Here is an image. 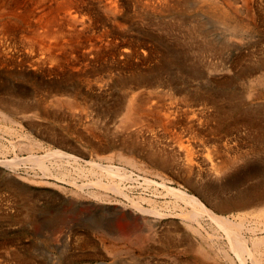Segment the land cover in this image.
<instances>
[{"label": "bare ground", "instance_id": "obj_1", "mask_svg": "<svg viewBox=\"0 0 264 264\" xmlns=\"http://www.w3.org/2000/svg\"><path fill=\"white\" fill-rule=\"evenodd\" d=\"M0 1H3V2H1L2 4L0 3L1 4L0 9L4 8L5 7L4 5H6L7 6V10H8L7 11V14H9V15L12 16L11 17L12 19H10V20H8L9 18L7 20L5 19L6 21H4V22H2L0 24V30H2V34L4 33V34H7V35L12 36L14 32L18 31V29L20 28L18 22L20 20H22V21L24 20V17H25L24 15L26 13L29 15V17L35 18V22L36 23L39 22V25H41V26H38L37 25L38 26L37 29L34 27L32 29V31L36 32V30L42 29V30H40L42 33L41 34H36V35L32 36V40L30 38H28V39L31 40V43H30L31 47H34L35 46V47L40 48V50L42 51V53L39 52L38 51V48H37L38 53L41 54L40 55V58L43 55L44 56V59H45V60L42 59L43 57L41 59L40 58H37L36 63L37 62H40L41 60L44 63H45V61H48L51 64L54 63V65L52 64L53 66L56 65L57 68L59 67L58 69H56V68L54 69V67L51 66L55 71L59 70L60 68L67 67L68 68V71H74L75 74H77V75H83L85 73V71L89 70L86 66L89 63H91L92 60L99 59L100 56L101 57L104 56V58H106L107 55H106V52L105 51H107V47H110V45H112V44L115 43L114 42V39L112 38L113 36L112 37L110 36V34H111L110 32L114 29V24H115V15H116L115 13H116L117 8H118V4L116 3V0H107V1H104L103 0L104 3L102 2V0H95V4L94 5H93V1L92 0H7V3L4 2V0H0ZM26 1H28L27 2V5L28 4L31 5V6L28 5L29 7L27 6V8L25 7L28 12L25 11L26 12L25 14H24V12H22L23 15L22 14L20 15L19 12L18 13H15L16 10H14V9L17 8L16 6L18 4L20 5L21 2L24 4V2L26 3ZM260 1H259V3H261ZM159 2H160V0H159ZM242 2H243V0H242ZM225 3H228L229 4L228 1L225 2ZM232 3L229 4L228 6L229 7L231 6V8L234 9L232 7ZM249 3H251V1L250 2L248 1V4ZM142 4H143V2H142ZM175 4H177V2ZM175 4H173V5H175ZM254 4H255V2H254ZM178 5H176V6H178ZM184 5H186V4H184ZM156 6L158 8H160V9H164V7L166 8V5L164 3L162 4V2H161V5L159 3ZM156 6H155V8H156ZM204 6H206V5H204ZM21 7H23V6H21ZM254 7L255 6H253V8ZM262 7H264V6H262ZM58 8L61 9V14H58L55 17L54 16H51L48 19H43V20H40L39 21L38 15H39L40 12H41V15H42V12L43 13L44 12H47V13H50L51 12L52 13V10L53 9L56 10V11H59ZM179 8H181V7L179 6ZM224 8H226V7H224ZM248 8H250V7L248 6ZM183 9H185V7ZM169 10L171 11V9H169ZM252 10H249V11H252ZM1 11L3 12V10H1ZM22 11H24V10H22ZM53 12H55V11H53ZM0 14H1V12H0ZM151 14H153V13H151ZM105 15H108V17H109V25L111 26V28H109L108 26H106V23H104V22L101 21V18L103 16H105ZM232 15H234V14H232ZM2 16H3V14H2ZM6 16H8V15H6ZM260 16H262V15H260ZM188 17H190V16H188ZM203 17H205V16H203ZM176 18L178 19V17H176ZM182 18L180 20H182ZM122 19H124V18H122ZM174 19H173V21H174ZM197 19H195V20H197ZM258 19H259V17H258ZM184 21L185 20H183L182 22H184ZM199 21H196V22L198 23ZM252 21L254 22V20H252ZM23 22H25V24H26V18H25V21H23ZM30 22L31 23L33 22L34 23V20H32V19L30 20L29 19V21L27 23L30 24ZM175 22H173V23H175ZM177 22H178V20H177ZM213 22H215L216 25L223 26V27L226 26V23H227L226 20L223 17H220V16H217L216 20L213 21ZM152 23H151V25L149 23V25L152 26L154 24V23L153 24ZM185 23H186V21H185ZM244 23H245V21H244ZM263 23H264V21H263ZM159 24L161 25V23H159ZM192 24L194 25V23H192ZM192 24H188V25L191 26ZM169 25H171V24H169ZM227 25H228V23H227ZM185 26H187V25H185ZM199 26H202V25H199ZM261 26L263 27L264 25H261ZM145 27H147V26H145ZM174 27H175V24H174ZM245 27H247V26H245ZM158 28L156 27V29H158ZM169 28H167V29H169ZM25 29L23 28V30L25 31V35H27L26 32L31 31V29L28 30V31L25 30ZM186 29H185V31L183 33H186ZM194 29L196 30L197 28H194ZM122 30H123V28H122ZM159 30H160V28L158 29V31ZM181 30H183V29H181ZM193 30H191V31L193 32ZM195 30H194V32H195V35L197 36V34H196L197 30L196 31ZM154 32H155V30H154ZM176 32H178V31H176ZM192 32L189 33V34H192V36H193L194 33H192ZM162 33H163V31H162ZM167 33H169V32H167ZM173 33H175V32H173ZM210 34H211V32H210ZM0 35H1V33H0ZM19 35L21 36V33H19ZM22 36H24V34ZM180 36H181V34H180ZM194 36H193V38H195ZM12 37H14V36H12ZM27 37H30V36L28 35ZM4 38H5V35H4L3 39ZM47 38L49 40H46ZM149 38H150V36L148 37V39ZM181 38H182V41H183L184 40L183 39V36ZM7 39L8 38H6V40ZM15 39H17V37ZM20 39H18V40H20ZM186 39H190V38L187 37ZM9 40L10 41H13V40H11V38H9ZM18 40L15 43H17ZM135 40H136V38H135ZM237 40H238V38H237ZM22 41H23V39H22ZM124 41H125V39H124ZM190 41H191V39H190ZM197 41H198V39H197ZM199 41H202V40H199ZM203 41H207V39L206 40H203ZM209 41L210 40H208V42ZM172 42H174V41H172ZM195 42L196 41H194L193 43H195ZM263 42L264 41L262 39V43ZM23 43H25V41H23ZM27 43H29V42H27ZM262 43H259V44H262ZM4 44H5V41H4L3 44L0 43V68L5 66L1 61L3 59L5 60V58H8V57L12 56V55L7 56V50H9V46L7 47ZM11 44H12V42H11ZM20 44L21 43L19 41V44L18 45H20ZM127 44L128 43L124 44V46L125 45L126 46L125 47L122 46L123 48L117 47L118 50H119L118 51V55L120 57V60L121 59L122 60H126V63H127V60H129V59L130 60L133 59L135 61H140L142 59V61H144V59L145 60L146 59L148 60L151 57V51L152 50L149 51L147 49V50L138 51V52L141 53V54H138V52L134 48L127 47ZM174 44H175V42H174ZM200 44H202V43H200ZM206 44H207V42H206ZM27 45H29V44H27ZM27 45L25 47H27ZM142 45H144V44L142 43ZM182 45H184L183 42H182ZM199 45H196V46H199ZM233 45H235V44H233ZM263 45H264V43H263ZM11 46L13 47V45H11ZM132 46H135V45H132ZM180 46H181V43H180ZM201 46H199V48L198 47L197 48L195 47L197 49V51L195 50V53H194V51L192 53H194L197 56H200L201 57L204 54L203 51L206 48V46L205 47H201ZM14 47H15V45H14ZM188 47H191V45L188 46ZM212 47H214V46H212ZM219 47L222 48V46H219ZM249 47H251V46H249ZM27 48H29V47H27ZM185 48L188 49L187 47H185ZM223 48H226V46L223 47ZM223 48H222V50H223ZM22 49H24V48L22 47ZM143 49H146V48H143ZM249 49L250 48H248V50ZM32 50L33 49L31 48V51ZM56 50H59V51H64L65 50V51H64V53L62 52V54H58V52ZM108 50H110V49L108 48ZM191 50H192V48H191ZM259 50H261V49H259ZM18 51H20V49ZM54 51H56V52H54ZM8 52H10V51H8ZM20 52H23V51H20ZM27 52H29V50H27ZM212 52H210V54ZM223 52H224V50H223ZM38 53H36V54H38ZM113 53L116 54L117 52H113ZM162 53H163V56H164L165 61H166L167 64H171L178 71H182V72L185 71V70L183 71V69H184V62H181L180 60H178L177 57L174 54H170V53L168 54V53H166V49H165V51L162 50ZM248 53H249V51H248ZM36 54H34V55H36ZM253 54H255V53H253ZM31 55H32V53H31ZM215 55L216 54H214L212 56H215ZM220 55L221 54H219V57H215L214 62L212 61L213 63H209V61L212 60V59H210L208 62L206 61L207 62L206 64L204 63L205 66L201 69V76L200 77L197 76V75H192V76H194L195 78H198V79H201V78L204 79L205 78L206 81L209 83V81L212 80V79L209 78V76H217V75L220 76L221 74L228 73V72L232 71L233 68H232V70H230L228 68L230 66H226V64H227L226 63V60L224 58H221ZM241 55H242V52H241ZM108 56H110V54H108ZM228 56H229V54H228ZM25 58H27V57H25ZM157 58H158V56H157ZM209 58H210V56H209ZM11 59H13V57H11ZM154 59H155V57H154ZM231 59H233V58H231ZM245 59H247V58H245ZM19 60H21V59H19ZM19 60H17V61H19ZM28 60H30V58H28ZM106 60H107V58H106ZM155 60H157V59H155ZM200 60H202V59H200ZM96 61H97V65H99L98 64V60H96ZM149 61H151V60H149ZM251 61H253V60H251ZM31 62H32V60H31ZM48 62H46V63H48ZM67 62H68V65H67ZM106 62H108V61H106ZM159 62H161V61H159ZM200 62L201 61H199V63ZM242 62H243V60H242ZM12 63H13V61H12ZM12 63L9 62L10 65ZM246 63H247V61H246ZM7 64H8V62H7ZM82 64H84V66ZM238 64L239 63H237V65ZM261 64L260 63H258L257 65L254 64V66H252V67L249 66V64L248 65L246 64L247 66H249L248 69L247 70L242 69L239 73L238 72H234L233 75H232V78H235V77H237L240 74H243V75L249 77V79L247 80V82L249 84H254L255 83L257 85H262L264 83V72H262L259 76H257L258 74L255 75L256 78H254V80L250 79L251 77L253 78V75L256 73L257 69L258 68L260 69ZM21 65H23V64H19V67ZM34 65H32V66H34ZM100 65H101V63H100ZM133 65H134V63H133ZM136 65H137V63H136ZM153 65H154V62H153ZM234 65H236V64H234ZM40 66H41V63H40ZM163 66H164V64H163ZM163 66H161V67H163ZM5 67H7V66H5ZM51 67H49V69ZM84 67H86L87 69L84 68ZM94 67H96V66H94ZM111 67H113V66H110V69H111ZM128 67H126V68H128ZM20 68H18V69H20ZM33 68H35V67H33ZM33 68L31 67V70ZM41 68L43 69V66H41ZM52 68H51V70H53ZM139 68L140 67H138V69ZM261 68H263V67H261ZM22 69H23V67H22ZM27 69H28V67H27ZM95 69H97V68H95ZM113 69H114V67H113ZM234 69H237V68H234ZM65 70H66V68H65ZM98 70H99V68H98ZM134 70H132V71H134ZM165 70H166V68H165ZM43 71H42V73H43ZM46 71H49L48 68L46 69ZM60 71L62 72L63 70H59V72ZM26 72H28V71H26ZM57 72H55V74ZM59 72L57 74H59ZM95 72H96V70H95ZM128 72H130V71H128ZM128 72H127V74H128ZM145 72H146V70H145ZM34 73H36V72H34ZM159 73H160V71H158V73H156V74L154 73V75H151V78H149L147 76V79L146 80H145V77H144L145 74H144L143 76H140L136 80L137 82L135 84V87L131 88L130 94L126 98H123V99L120 100L121 102L123 101L122 102L123 105L120 104L121 107H122V109H123L122 110L123 113H122V115H120L121 117L119 116L120 117L119 120H117V121H115L113 123L114 130H115V131L114 130L113 131H114V134L117 135L116 136L117 142L115 140H108V141L105 140L104 141L105 142L104 143V146L102 144V146H103L102 149L101 148L100 149H95V151L101 150V151L104 152V151H108L107 149L118 148L119 152L117 153V157H116L117 160L119 162L122 161V162L126 163L129 167H131V169L133 171H126V169L119 168L120 166L119 167L113 166L112 165L113 159L111 157H104V156L101 157V156H99L100 154L99 155L94 154V157H95L94 160H91L89 162L88 161L87 162H84V164H87L88 166H90V168H88L87 170H85L86 168L83 169L80 165H78V162L82 161V159L78 158L77 156L69 155L65 151H62L61 149L59 150V149H51L50 148V149L45 150L44 154L43 155H40V156L34 154V152L32 151L33 143H30V142H28L27 144H25L21 148V151H25L26 152V154H27V156L25 155L26 157H24V156L23 157H19L18 156L19 153L17 155H14L13 156V154H14L13 153L12 154L13 158H11L10 160H7V158H8L7 157L5 160L0 161V164L1 165H4L5 167H7L9 169H13L14 168L13 170H15V167H17L19 165H24L25 166L28 163V165H30V166L37 167L42 172V175L43 176L49 175L50 178L52 177L55 180L58 179V181L61 180L62 182L65 181V183H67V182H66V179H64L63 176L65 175V172L68 171V170L65 171V169H66L65 166H71V172L73 171L75 173V175H74V177L69 176L70 179H68L67 181H68V184L69 185H72V186H74L76 188L75 189L76 191H74V192H71L70 191L73 195L84 194L85 196L92 197L95 200L101 201L102 203L104 201H107L108 203H111V202H109V199L110 198H109L107 192L113 193L114 195L117 196V198H119V197L120 198H124V200L127 201L128 205L133 210H135V212L138 214V218L137 219H134L133 221H136L137 220L139 226L137 225L138 228H136V229L134 228L135 230L133 231L132 235H130L131 236L130 239H129V237H124V235L123 236H120L119 234H117V232H115V230L112 229V227L109 226L110 229H108L107 231H105L106 232L105 234L107 235V236L106 235L105 236H106V238L109 241L107 243L108 245L106 244L107 245L106 248H108L109 250H111V253H113L114 255H119V254H122V253H125L126 252V254L127 253L131 254L133 259L136 258V255L134 254V252L135 251H137V252L139 251V253H140V252H142L144 250V248L147 249L149 247V244L151 242L155 241V238L159 235V233H158L159 231L158 230L161 229V228H163L165 226L167 230H166V233L163 234V235L165 237L166 236L169 237L171 240H174V243H170V241H169L168 242V245L170 244L171 245L170 248H172L173 251H174V256L176 258L175 260H177V259L180 260L179 257L182 256V255H185V256L186 255H190V256L194 257L196 260H202V261H204V260H214L215 257H225L230 262V264H264V174H262L263 173V169L260 170V171L257 169L255 171L256 173L255 172L252 173V169H254V168L252 167V164H249L248 163V161L247 162H244L243 161L244 164H242L240 166L241 168L240 167H237L235 165L236 163H238L240 161L238 159H240L241 157L244 156V154H246V151H242L239 148V144H241L240 143L241 141H239V143H238V139H240L237 136L238 135V132H237L236 136L235 135H232L230 132H227V131L222 136L221 135L220 136L216 135V133L217 132L219 133V130L224 127V125H225L224 123H225V121L229 117V114H228L229 113V110L230 111H233L235 109H238L240 107V105L241 106L243 105V107H244L245 106L244 105L245 102H247L246 100H249L250 101V97H253V96H255V97L258 98L259 97V94H261V93H259L258 95H254L253 94L254 92L253 93H248L247 95L245 94L246 95L245 97H241L240 96L241 97L240 98L238 96L237 97L234 96V94L233 95L224 96L225 95V92L224 91H220V90L214 89V90H207V91L203 92L202 94H200V96L202 95V99L204 100L203 102L199 101L201 103H198V101H196L193 104L191 102L189 103L188 100L186 101V100H183V99L176 101V100H174V98L172 96V94H173L172 93L173 92L172 91L173 90L172 84L169 83V81L168 82L166 81V83H165L162 80L163 78L160 77V74ZM72 74H73V72H72ZM75 74H74V76H75ZM186 74H187V72H186ZM10 75L12 76V74H10ZM60 75H62V74H60ZM67 75H69V74H67ZM121 75H123V74H121ZM34 76H35V74H34ZM46 76H47V73H46ZM50 76L51 75H49L46 78L48 79ZM104 76H106V75H104ZM125 76H127V75H125ZM176 76H178V75H176ZM30 77H33V76H30ZM107 77L110 78L111 76L108 74ZM52 78L53 77H51V81H52ZM100 78L101 77H99V78L95 77L94 82H91V81L88 82V83L85 82L86 84H82V85H85L84 87L82 86L83 89L80 87L81 89L79 91H77L76 93L74 92V91H76V89L74 91H72L70 89L71 92L69 91V89L66 90V92H65L64 91L65 89H64L62 91V93H63L62 95L64 97L63 98H60V99H58V98H55L54 99L53 98L54 96L51 97L54 100L52 99L53 102H51L50 105L54 109H57L58 111L59 110L64 111L62 108L66 109L68 112H71L72 113V117L73 118L74 117H78V115H76V113L86 112L90 106L92 107V105H95V104L98 103L97 102L95 104H92L93 103L92 101L90 103L89 102L90 100L88 101V99H89L88 98L89 97L88 95L89 94H95V95H102L103 94L104 95L105 88H104V85L101 82L102 81V78L101 79ZM22 79H23V77H22ZM165 79H167V78H165ZM168 79H169V77H168ZM89 80H90V78H89ZM125 80L127 81V79H125ZM229 80L230 79H228L226 81H229ZM212 81L214 82V80H212ZM218 81H219V79H218ZM218 81H217V83H218ZM21 82H23V81H21ZM106 83H108V82H106ZM106 83L104 82L105 85H106ZM66 84H68V83H66ZM74 84H76V82ZM200 84H202V83H200ZM184 85H186V84H184ZM195 85H197V84H195ZM114 86H115V84H114ZM71 87H72V85H71ZM62 88H63V86H62ZM203 88H205V86ZM212 89H213V87H212ZM237 89H239V88H237ZM7 90L8 89L5 88V87H3V86H1V88H0V119H2L4 121V123L0 126V128L1 127L2 128L4 127L5 130H8L9 132H11V130L12 131L14 130V129L11 128V125H14L15 124V125L20 126V123L17 122L15 120V118L17 119V118L20 117L21 119L25 120V119H28L29 118V115L38 116L39 115V111H40L39 105L41 103H39L40 100H35L33 98V97H35V93H32V96H31L30 94L23 93V91L22 92L21 91H18L15 88H11L8 91ZM50 92H51V90H50ZM108 92H106V93H108ZM256 92H258V91H256ZM217 93L220 96H218ZM36 94H37V92H36ZM222 94H223V98L221 97ZM251 94H253V95H251ZM112 95H113V93H112ZM43 97H47V96H44L43 95ZM220 97H221V100L223 99V100H226V102H229V104H230L229 106L231 108H226V110L223 111L222 110L223 109L222 106L220 107L219 104H218V102L220 100ZM118 99H120V98H118ZM187 99H189V97H187ZM91 100H93V99L91 98ZM251 100H253V98ZM98 101H99V97H98ZM79 106L81 107V109H80ZM102 106H103V108L102 107H97L96 105H95V107L94 106L92 108L90 107V110H88V111H90L89 114H92L93 111H94V113H95L94 115H96V117H98V118H100V117L103 118L106 115L109 116V114L114 115V116H111L110 115L111 116V117L109 116L110 118H115V116H117L118 113L121 114L120 112L115 113V109H116L115 106L116 105L115 106L112 105L115 108L114 107H111L110 104H103ZM118 108L119 107L117 106V109ZM263 109H264L263 102L261 104H259V102L257 104L248 103L247 106H246V108H245V110L240 114V119L238 118V120H236V123L237 124H241V127L243 125H245L244 127H246V130L249 129L248 132L245 133V134H248V137L250 138V140L253 141V146H251V149H253V150L255 149L254 145L256 146V143H262V144H264V120L263 119L261 120L259 118L260 117L259 116L260 111H262ZM57 110H56V112H57ZM210 111H212V112H210ZM52 112H54V110ZM261 114L263 115V113H261ZM65 115L68 116L69 114H66L65 113ZM82 115L84 116V114H82ZM69 116H71V115H69ZM89 116H92V115H89ZM72 117H70V118H72ZM79 117H81V116H79ZM37 118H39V117H37ZM92 118H95V117L92 116L91 119L88 118L89 119V122L87 121L88 126H86V127L92 128L94 126V124H97L98 121L99 122L101 121V120L96 121L95 120L96 118L95 119H92ZM76 119H78V118H76ZM116 119H117V117H116ZM76 121H78V120H76ZM77 123L79 124V122H77ZM101 123H104V122H100V124ZM66 124H68V122ZM100 124H98V125H100ZM81 125L82 124H80V126ZM102 125H104V124H102ZM226 125H228V124H226ZM70 127H71V125H70ZM77 128L79 129V127H77ZM107 128H109V127H107ZM111 128L113 129V127H111ZM9 129H11V130H9ZM99 129H100V127H99ZM230 129H231V127H230ZM82 130H83V128H82ZM97 130H98V128H97ZM228 131H230V130H228ZM44 133H46V132H44ZM92 133H94V132H92ZM86 136H88V135L86 134ZM86 136H85V138H86ZM241 136H243V135H241ZM49 137L52 139V141L56 145L62 146V145H60V143L63 141V138L62 137L59 138L57 133L56 134L53 133L52 136H49ZM94 137H96V136H94ZM244 137H243V139H244ZM248 137H247V139H248ZM0 138H2V136ZM97 140L99 141V139H97ZM8 142H10V141H8ZM63 143H64V141H63ZM17 144L18 143H16V145ZM97 144H99V143H97ZM89 146H92V145H89ZM199 146L203 147V149L207 152V154L205 153V156L202 155L203 154L202 152H201L202 154L200 155L199 154L200 151H198V150H197L198 151V154L196 153V155H194L195 152H197V151L194 152V149H197ZM13 147L14 146H12V151L15 149ZM99 147H100V145H99ZM17 148H18V146H17ZM249 150H248V152H249ZM181 152H183V153H181ZM2 157H3V155H2ZM181 157H182V159H181ZM177 160H178V163L175 164L174 161H177ZM103 161H106L105 162L106 164H104ZM118 161H117V163H118ZM47 163H49L51 167L50 166L47 167V165H46ZM174 165L177 167L176 170L178 171L177 173L179 175H182V176L186 177L187 180H189L188 178H190V177H192V179L194 178V180H196V183L195 184H196V186L197 185L199 186V189L201 190L200 193L205 197L207 203H209L210 208L207 205H205V203H203L197 196L188 193L183 188H181V187H177V188L176 187H172V185L170 186L167 183H165L164 176L162 175L161 172L164 171L165 169H166V172L172 171L173 170L172 168L175 167ZM256 168H258V167L256 166ZM51 170H54L55 172H52ZM55 173H56V175H55ZM43 176H42V178H43ZM49 176H46V177H49ZM89 176H91L92 178H90ZM241 176L248 177V178L250 176H252L254 178H258V180H260V181H256L255 180L256 181V184L252 185L248 189L243 187L242 190H239L238 191V189L239 188L241 189V187H242V186L239 187V185H241V184L238 183L242 179ZM19 178H20V176H19ZM76 178H78V179L79 178L80 179L81 178L82 179L83 178H85V179L87 178V180H85V182H81L80 181L81 183L78 184L77 181H76ZM154 179H158V180H160V182H157L158 180L156 181ZM247 180H250V179H247ZM247 182H249V181H247ZM245 183H246V180H245ZM237 184H239L238 185V187H239L238 189H237ZM248 184H246V185H248ZM51 185H53V184H51ZM136 185L139 186V187H142L143 189L145 188L146 190H151V193H152L151 195H154L155 196V195L158 194L157 196L160 195L161 197H165L166 202L165 201L163 202L164 203L163 204L164 207H161L162 205H160L158 203V201L156 200L157 198L154 197V196H152V198H145L144 195H143L145 192L142 194L143 196L139 193L140 195H137L139 197H137V198L133 197V191H134ZM94 188L103 191V193L96 194L92 190ZM69 189L71 190V188H69ZM158 189H160V191H158ZM196 191L197 190H195V192ZM66 192L67 191L65 190L64 193H66ZM149 194H150V192H149ZM84 195H83V197L85 199V196ZM21 196H22V194H21ZM116 196H115V198H116ZM29 200H28V202H29ZM31 201H32V198H31ZM141 201L148 202L150 206L148 208L143 207L142 204H141ZM116 202H118V201L116 200ZM113 203H115V202H113ZM30 205H28V206H30ZM111 205H112V203H111ZM33 206L34 205H32V207ZM117 206H119V205H117ZM252 206L255 209H253L252 211L249 212L250 213L249 216H246V214H245L246 217L245 216H242V215H237V214L236 215H233V216L218 215L214 211V210H217V211L223 213V212L228 211V210L245 209V208H251ZM25 207H26V205H25ZM236 212H237V210H236ZM20 213H21V211H20ZM128 213H130V212H128ZM113 214H115V213H113ZM230 215H232V214L230 213ZM32 216H33V212H32V209H30V207H29V208H27L25 210L24 217L27 218V219H30V218H32ZM127 216H128V218L131 217V215H128V214H127ZM135 217H137V216H135ZM61 219H62V217H61ZM31 221L33 222V220H31ZM52 223H54V222H52ZM50 225L52 227L53 224L50 223ZM134 227H136V226H134ZM164 231H165V229H164ZM49 235L50 234H48V236ZM102 235H101V239H102ZM46 236H47V233H46ZM159 236H162V234H160ZM169 238H167V240ZM62 239H63V237H62ZM163 241H164V243L166 245V242L167 241H165V239ZM159 242H157V243H159ZM164 243H163V245H164ZM153 246L154 245H152V247ZM184 246H186V247L183 249ZM106 248H105V250H107ZM158 248H163V247H160L159 246L156 249H158ZM163 249H166V248H163ZM169 250H171V249H169ZM29 254H31V253H29ZM16 255L18 256L19 254H16ZM137 255H138V253H137ZM168 259L171 260V258H169V257H168ZM22 260H25V259H22ZM31 260L32 259H30L29 261H31ZM20 261H21V258H20ZM25 261H23V262H25ZM140 261L144 262L143 260H140ZM13 264H14V262H13ZM134 264H138V262H137L136 259L134 260ZM197 264H199V263H197Z\"/></svg>", "mask_w": 264, "mask_h": 264}, {"label": "rangeland", "instance_id": "obj_2", "mask_svg": "<svg viewBox=\"0 0 264 264\" xmlns=\"http://www.w3.org/2000/svg\"><path fill=\"white\" fill-rule=\"evenodd\" d=\"M92 1H93V5H94L95 4V0H92ZM104 1H107V0H104ZM104 1L102 0L103 3H104ZM224 1L225 2L228 1L229 4H231L233 2L232 3V7L234 9H232L231 6L229 7L228 6L229 4L225 3ZM246 1L247 0H243V2H242V0H232V1L231 0H182V1L181 0H173V1L172 0H160V2H159V0H116V3L118 4V8H117V11L115 13L116 15H115L114 29L110 32L111 34L109 33L111 37L113 36L112 38L114 39L115 43L110 45V47H107V51H105L106 55H107L106 56L107 60H106V58H104V56H102V57L100 56L99 59L92 60V62L89 63L90 65L88 64L86 66L89 70L85 71V73L83 75H77V74H75L74 71H68L67 67H65L66 70H65V68H60L59 70H63L62 72L61 71L59 72V70H57L59 72V74H57L58 72L55 71L54 69L55 68L58 69L59 67L57 68L56 65L53 66L54 63H52L53 64L52 65L48 61H45V63H44L42 60L40 62L36 63L37 58H40V55H41L40 53H38V51L41 52V53H42V51L38 47H35V46L31 47L30 43H31V40H32V36H34L36 34H41L42 32L40 30H42V29L36 30V32L32 31V29L34 27L37 29V27L41 26V25H39V22H37V23L35 22V18L29 17V15L25 12V11H27L26 8L29 5V4L27 5L28 1H26V3L24 2V4L21 2L20 5L22 4L21 6H23V7H21L18 4L16 6L17 8L14 9V10H16L15 13L19 12L20 15L21 14L23 15L22 12H24V14L26 13L24 15L25 17H24V20H23V21H25V18H26V24L22 20H20L18 22L20 28L18 29V31L14 32L16 35L14 33L12 35L15 38L17 37V39H15L14 37H12L10 35L4 34V33L2 34V30H0V33H1L0 38L2 37L1 38L2 40L0 39V43L3 44L4 41H5L4 45H6L7 47L9 46V50H7V56L12 55V56H10L8 58H5V60L3 59L1 61L7 67L4 66V67L0 68V74H1L0 75V88H1V86L7 88L8 90L11 89V88H15L18 91H21V92L23 91V93L30 94L31 96H32V93H35V97H33V98L35 100H40L39 103H41V104L43 103V104L39 105L40 111H39V115L38 116H32V115L28 114L29 118L25 119V120L21 119L20 117L17 118V119L15 118V120L20 123V126L15 125V124L11 125V128L14 129L13 131L11 129H9V130H11V132H9L8 130H5L4 127L3 128L1 127L2 129L0 128L1 129L0 130V137L2 136V138H0V159H1L0 161L5 160L7 157H8L7 160H10L11 158H13L14 155H17L18 153H19V155H18L19 157H23V156L26 157L27 156L26 152L25 151H21V148H22V146H24L25 144L30 142V143H33L32 151L34 152V154L40 156V155H43L45 150H47V149H50V148L51 149H59V150L61 149L62 151H65L69 155L77 156L78 158L82 159V161L78 162V165H80L83 169L86 168L85 170L90 168V166H88L87 164H84V162H87V161L89 162L91 160H94L95 159L94 154H97V155L100 154L99 156H101V157H103V156L104 157H111L113 159V161H112V165L113 166H116V167L120 166L119 168L126 169V171H133L131 169V167H129L126 163H124L122 161L119 162L117 160L116 157H117V153L119 152L118 148L107 149L108 151H104V152L101 151V150L95 151V149H100V148L102 149L103 146H104V143H105L104 141L105 140L106 141L115 140L117 142V138H116L117 135L114 134L115 130H114L113 123L115 121L119 120V118L121 117L120 115H122V113H123V111H122L123 109L121 107V105H123V103H122L123 101L121 102L120 100L123 99V98H126L130 94L131 88L135 87V84L137 82L136 80L140 76H143L144 74H145L144 77H145V80H146L147 76L149 78H151V75H154V73L156 74V73H158V71H160L159 74H160V77L163 78L162 80L165 83H166V81L167 82L169 81V83L172 84V88H173L172 96H173L174 100H176V101L183 99V100H186V101L188 100L189 103L191 102L193 104L196 101H198V103H201L204 100L202 99V95L200 96V94H202L203 92H205L207 90H214V89L220 90V91H224L225 92L224 96H228V95H233L234 94V96H236V97L237 96L238 97H240V96L241 97H245L248 93H253L254 92L253 93L254 95H258L259 93H261V94H259L258 98L255 97V96L250 97V101L251 102L249 100H246L247 102H245V104H244L245 106L244 107H243V105L242 106L240 105V107L238 109H235L233 111L229 110V113H228L229 117L225 121L224 127L221 128L219 130V133L217 132L216 135H218V136L221 135L222 136L227 131V132H230L232 135L236 136V134L238 132L237 136H238V138L241 139V140L238 139V143H239V141H241L240 142L241 144H239V148L242 151H246V154H244L243 157L238 159L240 161L238 163H236L235 165L237 167H240L242 164H244L243 161L244 162L248 161V163L252 164V167L254 168V169H252V173H254L257 169L259 171L263 169V173L262 174H264V165H263L264 164V144L256 143V146L254 145L255 149L254 150L251 149V146H253V141L250 140V138L248 137V134H245V133L248 132L249 129L246 130V127H244L245 125H243L241 127V124H237L236 123V120H238V118L240 119V114L245 110V108H246L248 103L257 104L259 102V104H261L263 102V104H264V83L262 85H257L255 83L254 84H249L247 82L249 77L245 76L243 74H240V75H238L235 78H232V75H233L234 72H238L239 73L242 69L247 70L249 66L252 67V66H254V64L257 65L258 63H260V64L262 63L261 66H260V69L258 68L259 70L257 69L256 73L253 75V78L251 77L250 79L254 80V78H256L255 75L258 74L257 76H259L262 72H264V70H263L264 69V58H263L264 57V52H263L264 51V49H263L264 48V45H263L264 42L262 43V39L264 41V36H263L264 35V29H263L264 26L263 27L261 26V25H264V23H263V21H264V7H262V6H264V3H263L264 0H261V1L260 0H248L249 2L251 1V3H249V4H248V1L247 2ZM259 1L262 4L259 3ZM1 2H3V1H0V3ZM4 2L7 3V0H4ZM142 2H143V4H142ZM161 2H162V4L164 3L166 5V8L164 7L165 10L164 9H160V8H158L156 6L159 3L161 5ZM176 2H177V4H175ZM178 2L179 3L181 2V3L179 4ZM254 2H255V4H254ZM1 4H0V6H1ZM173 4H175V5H173ZM184 4H186V5H184ZM176 5H178V6H176ZM204 5H206V6H204ZM4 6L6 7V8L4 7L6 10L4 8L0 9V12H1V14H0V24L2 22L6 21L8 18H9L8 20L12 19L11 18L12 16L7 14V11H8L7 10V6L6 5H4ZM29 6H31V5H29ZM155 6H156V8H155ZM179 6L181 8H179ZM183 6L185 7L186 10L183 9L184 8ZM248 6L250 8H248ZM253 6H255V7L253 8ZM224 7H226V8H224ZM169 9H171V11ZM1 10H3V12ZM22 10H24V11H22ZM58 10L59 11H56V10L53 9L52 13L51 12L50 13L44 12L45 14L47 13L46 15L43 12H42V15H41V12H40L39 15H38L39 21L43 20V19H48L51 16L55 17L56 15L61 14V9L58 8ZM249 10H252V11H249ZM53 11H55V12H53ZM151 13H153V14H151ZM2 14H3V16H2ZM232 14H234V15H232ZM6 15H8V16H6ZM260 15H262V16H260ZM188 16H190V17H188ZM203 16H205V17H203ZM217 16L223 17L226 20V22L228 23V25H227V23H226V26H224V27L216 25V23L213 22V21L216 20ZM176 17H178V19ZM258 17H259V19H258ZM122 18H124V19H122ZM181 18H182V20H180ZM29 19L30 20L31 19L34 20V23L30 22L31 25L29 23H27L29 21ZM173 19H174V21H173ZM195 19H197V20H195ZM177 20H178V22H177ZM183 20H185L186 23H185V21L182 22ZM252 20H254V22ZM101 21L106 23V26L111 28V26L109 25V17H108V15L103 16L101 18ZM196 21H199V22L197 23ZM244 21H245V23H244ZM158 22L161 23L162 26ZM173 22H175V23H173ZM149 23H150V25H151V23L153 25L150 26ZM192 23H194V25ZM169 24H171V25H169ZM174 24H175V27H174ZM188 24H192V25L190 26ZM144 25L147 26V27H145ZM185 25H187V26H185ZM199 25H202V26H199ZM245 26H247V27H245ZM156 27L157 28L159 27L161 31L160 30L158 31L159 28L156 29ZM193 27L197 28L196 29L197 30V32H196L197 36L195 35V32H194L195 29ZM23 28L24 29L26 28L25 30H27V31L31 29V31L26 32L27 35H25V31L23 30ZM122 28H123V30H122ZM167 28H169L170 30L167 29ZM180 28L183 29V30H181ZM185 29H186V33H183L185 31ZM154 30H155V32H154ZM191 30H193V32ZM37 31L38 32L40 31V32L38 33ZM162 31H163V33H162ZM176 31H178V32H176ZM167 32H169V33H167ZM173 32H175V33H173ZM191 32L194 33L193 36L195 35L194 36L195 38H193L192 34H189ZM210 32H211V34H210ZM19 33H21V36L24 34V36L21 37L19 35ZM180 34H181V36H180ZM4 35H5V38H4L5 40L3 39ZM28 35L30 37H27ZM149 36H150V38L148 39ZM182 36H183V39H184L183 41H182V38H181ZM187 37L190 38L191 41H190V39H186ZM6 38H8L7 39L8 41L6 40ZM9 38H11V40H13V41H10ZM28 38H30L31 40L28 39ZM135 38H136V40H135ZM237 38H238V40H237ZM18 39H20V40H18ZM22 39H23V41H25V43H23ZM124 39H125V41H124ZM197 39H198V41H197ZM206 39H207V41H203V40H206ZM17 40H18L17 43L19 44V41H20V43L22 45L21 44L18 45L17 43H15ZM46 40H49V39L47 38ZM199 40H202L203 42L199 41ZM208 40H210V41L208 42ZM172 41H174L175 44ZM181 41L183 42L184 45H182ZM194 41H196L197 43L196 42L193 43ZM11 42H12V44H11ZM27 42H29V43H27ZM179 42L181 43V46H180ZM206 42H207V44H206ZM26 43L29 44V45H27ZM123 43L124 44L128 43L127 47L134 48L137 52L138 51H142V50H147V49L149 51L152 50L151 51V57L148 60L144 59V61H142V59L140 61H135L133 59H131V60L129 59V60H127V63H126V60H122V59L120 60V57L118 55V51L119 50H118L117 47H119V48L125 47L126 45L124 46ZM142 43L144 45H142ZM200 43H202V44H200ZM259 43H262V44H259ZM233 44H235V45H233ZM11 45H13V47ZM14 45H15V47H14ZM26 45L29 48L25 47ZM132 45H135V46H132ZM190 45H191V47H188ZM196 45H199V46L202 45L201 47H205L206 46V48H207V49L205 48V50L203 51L204 54L201 57L197 56L196 54H194L195 50L197 51L196 48L197 47L199 48V46H196ZM218 45L222 46V48L226 46V48H223L224 52H223L222 48L219 47ZM212 46H214L215 48L212 47ZM249 46H251L252 48L249 47ZM22 47L24 49H22ZM185 47H187L188 49H186ZM31 48L33 49L32 51H31ZM37 48H38V51H37ZM108 48L110 50H108ZM143 48H146V49H143ZM191 48H192V50H191ZM248 48H250V49L248 50ZM19 49H20V51H23V52L18 51ZM165 49H166V53L174 54L177 57L178 60H180L181 62H184L183 71L185 70L184 71L185 73L182 72V71H178L174 66H172L171 64H167L166 63L165 58H164L163 53H162V50L165 51ZM259 49H261V50H259ZM27 50H29L30 53L27 52ZM8 51H10V52H8ZM56 51L58 52V54H62V52L64 53L65 50L64 51L56 50ZM56 51H54V52H56ZM193 51H194V53H192ZM248 51H249V53H248ZM113 52H117V53L115 54ZM210 52H212V53L210 54ZM241 52H242V55H241ZM252 52L255 53V54H253ZM31 53H32V55H31ZM36 53H38V54H36ZM34 54H36V55H34ZM108 54H110V56H108ZM111 54L112 55L114 54V55L112 56ZM138 54H141V53L138 52ZM214 54H216L217 56L216 55L212 56ZM219 54H221L220 55L221 58H224L226 60V63H227L226 66H230V67H228L230 70H232V68H233L232 71H230L228 73L221 74L220 76L219 75H217V76H209L210 79L214 80V82L211 80V81H209V83L206 81L205 78L204 79H202V78L198 79V78H195L194 76H192V75H197V76L200 77L201 76V69L205 66V64L210 59H212V60H210L209 63H213L214 60H215V57H219ZM228 54H229V56H228ZM153 56L157 60H155ZM157 56H158V58H157ZM209 56H210V58H209ZM11 57H13L14 60L11 59ZM25 57H27V58H25ZM244 57L247 58L248 60L245 59ZM28 58H30V60H28ZM41 58L44 59V56L42 55ZM199 58L202 59V60H200ZM231 58H233V59H231ZM19 59H21V60H19ZM17 60H19V61H17ZM31 60H32V62H31ZM96 60H98V64L99 65L101 63V65H100L101 67L99 65H97V61ZM149 60H151V61H149ZM242 60H243V62H242ZM251 60H253V61H251ZM12 61H13V63H12ZM106 61H108V62H106ZM159 61H161V62H159ZM199 61H201L200 62L201 64L199 63ZM246 61H247V63H246ZM7 62H8V64H7ZM9 62H11L12 64L10 65ZM46 62H48V63H46ZM153 62H154V65H153ZM40 63H41V66H43V69L41 68ZM133 63H134V65H133ZM136 63H137V65H136ZM237 63H239V64L237 65ZM19 64H23V65L20 66L21 68L19 67ZM43 64L44 65L46 64L45 65L46 67ZM163 64H164V66H163ZM234 64H236V65H234ZM246 64L247 65L249 64V66H247ZM32 65H34V66H32ZM67 65H68V62H67ZM82 65L84 66V64H82ZM26 66L28 67V69H27ZM51 66H53L54 69ZM94 66H96V67H94ZM110 66H113L114 69H113V67H111V69H110ZM161 66H163V67H161ZM22 67H23L24 70L22 69ZM31 67L32 68L35 67V68H33L31 70ZM49 67H51L53 70H51V68L49 69ZM86 67H84V68H86ZM126 67H128V68H126ZM138 67H140V68L142 67V68L138 69ZM261 67H263V68H261ZM18 68H20L21 70L18 69ZM47 68H48L49 71H46ZM95 68H97V69H95ZM98 68H99V70H98ZM165 68H166V70H165ZM234 68H237L238 70L239 69L240 70L238 71L237 69H234ZM95 70H96V72H95ZM132 70H134V71H132ZM145 70H146V72H145ZM26 71H28V72H26ZM42 71H43V73H42ZM128 71H130V72H128ZM34 72H36V73H34ZM55 72H57L56 74L60 78L55 74ZM72 72H73V74H72ZM127 72H128V74H127ZM186 72H187V74L188 73L189 74L187 75ZM46 73H47V76H46ZM10 74H12V76ZM34 74H35V76H34ZM60 74H62V75H60ZM67 74H69V75H67ZM74 74H75V76H74ZM103 74L106 75V76H104ZM108 74L111 76L110 78L107 77ZM121 74H123V75H121ZM49 75H51V76L47 79L46 77H48ZM125 75H127V76H125ZM176 75H178V76H176ZM30 76H33V77H30ZM163 76L165 78H167V79H165ZM22 77H23V79H22ZM51 77H53L52 81H51ZM95 77H97V78L101 77L102 78L101 82H102V84L104 85V88H105L104 95L103 94L102 95L89 94L88 95L89 99L88 98L87 99H88V101L90 100L89 101L90 103L92 101L93 102L92 104H95V103L98 102L97 104H95L97 107H102L103 108V106H102L103 104H110L111 107H114L116 105L115 106L116 107L115 113L120 112L121 114L118 113L117 116H115V118H110L111 116H114V115H111L109 113H108L109 116L111 115L110 117L106 115L105 117L102 116L103 118L96 117V115H94L95 114L94 111H93L92 114H89L90 111H88V110H90V107H91L89 105L90 107L88 108V110L86 112L76 113V115H78V117H74L75 118L74 119L72 117V113L68 112L66 109L62 108L64 111H61V110L58 111L57 109H54L50 105L51 102H53V100L55 98L60 99V98L64 97L62 95L63 94L62 91L64 89H65L64 90L65 92L68 89H69L70 92H71V90L74 91L76 89V91H74L76 93L81 88L83 89V87L85 85H82V84H86V83H88L90 81L94 82ZM168 77H169V79H168ZM89 78H90V80H89ZM125 79H127V81ZM218 79H219V81H218ZM225 79L226 80L230 79V80L226 81ZM21 81H23V82H21ZM217 81H218V83H217ZM75 82H76V84H74ZM104 82L105 83L108 82L109 84L106 83V85H105ZM66 83H68V84H66ZM200 83H202V84H200ZM114 84H115V86H114ZM184 84H186V85H184ZM195 84H197V85H195ZM71 85H72V87H71ZM62 86H63V88H62ZM204 86H205V88H203ZM212 87H213V89H212ZM237 88H239V89H237ZM50 90H51V92H50ZM256 91H258V92H256ZM36 92H37V94H36ZM106 92H108V93H106ZM112 93H113V95H112ZM253 94H251V95H253ZM43 95L47 96V97H43ZM112 96L114 98L115 97L116 98L114 99ZM218 96H220V95L218 94ZM51 97H53L54 99L51 98ZM98 97H99V101H98ZM187 97H189V99H187ZM221 97L223 98V94L221 95ZM221 97H220V100H219L218 104H219L220 107L222 106V108H223L222 110L225 111L226 108H231L229 106L230 105L229 102H226V100H223V99H222L223 100L222 101ZM91 98L93 100H91ZM118 98H120V99H118ZM252 98H253V100H251ZM199 101H201V102H199ZM95 105H92V107L93 106L95 107ZM112 105H114V106H112ZM117 106L119 107L118 109H117ZM80 109H81V107H80ZM53 110H54V112H52ZM56 110H57V112H56ZM210 112H212V111H210ZM65 113L69 114L71 116H69V115L67 116V115H65ZM261 113H263V115ZM82 114H84V116ZM88 114L92 115V116H94L96 118V119L95 118H92V119H95L96 121L101 120L100 122H104V123L100 124V122L98 121L97 124H94V126L92 128L86 127V126H88L87 121L89 122V119H91V117H92V116H89ZM79 116H81V117H79ZM259 116H260L259 118L261 120L262 119L264 120V117H263L264 116V109L262 111H260ZM37 117H39V118H37ZM70 117H72V118H70ZM116 117H117V119H116ZM76 118H78V119H76ZM76 120H78V121H76ZM65 122L66 123L68 122V124H66ZM77 122H79V124ZM3 123H4V121L2 119H0V126ZM80 124H82V125L80 126ZM98 124H100V125H98ZM102 124H104V125H102ZM226 124H228V125H226ZM70 125H71V127H70ZM76 126L79 127L80 130ZM106 126L109 127V128H107ZM99 127H100V129H99ZM111 127H113V129ZM230 127H231V129H230ZM82 128H83V130H82ZM97 128H98V130H97ZM228 130H230V131H228ZM44 132H46V133H44ZM92 132H94V133H92ZM53 133H55V134L57 133L59 138L60 137L63 138L64 143H63V141L60 143V145H62V146L56 145L52 141V139L49 137V136H52ZM86 134L88 136H86ZM98 135L99 136L101 135L100 136L101 138ZM241 135H243V136H241ZM85 136H86V138H85ZM94 136H96L97 138L94 137ZM243 137H244V139H243ZM247 137H248L249 140L247 139ZM97 139H99L100 142ZM8 141H10V142H8ZM16 143H18V144L16 145ZM97 143H99V144H97ZM102 144H103V146H102ZM11 145L14 146L13 148H15L13 151H12V146ZM89 145H92V146H89ZM99 145H100V147H99ZM17 146H18V148H17ZM200 147L201 146H199L197 149H194V152L198 150V151H200L199 152L200 155L203 153L202 155L205 156V153L207 154V152L203 149V147H201L202 149ZM248 150H249V152H248ZM198 151L195 152L194 155H196V153L198 154ZM181 153H183V152H181ZM12 154H13V156H12ZM2 155H3V157H2ZM181 159H182V157H181ZM117 161H118V163H117ZM105 162L106 161H103L104 164H106ZM174 163L177 164L178 160L174 161ZM46 165H47V167L50 166L49 163H47ZM256 166L258 168H256ZM65 168H66L65 171L66 170H68V171L65 172V175L63 177H64V179H66L67 183H65V181L62 182L61 180L58 181V179L55 180L52 177L50 178L49 175H46V176H49V177L43 176L42 172L37 167L30 166V165H28V163L25 166L24 165H19V166L15 167V170H13L14 168L13 169H9V168L5 167L4 165L0 164V264H13V262H14V264H18V263L19 264H24V263L25 264L26 263L27 264H134V260L135 259L137 260L138 264H155V263L156 264H158V263L159 264H167V263L168 264H197V263H199V264H213V263L214 264H224V263L225 264H230V262L225 257H215L214 260H204V261H202V260H196L194 257H192L190 255H186V256L182 255V256L179 257L180 260L179 259L175 260L176 258L174 256V251H173L172 248H170L171 245L170 244L168 245L169 241H170V243H174V240H171L169 237H167V236L165 237L163 235V234L166 233V230H167L165 226L158 230L159 231L158 232L159 235L162 234V236L158 235L155 238V241H153V242H151L149 244V247L147 249L144 248V250L142 252H140V253H139V251L138 252L137 251L134 252V254L136 255V258L133 259L132 255L129 254V253L126 254V252L122 253V254H119V255H114L113 253H111V250L106 248V246L108 245L107 243L109 241L106 238L107 235L105 234L106 233L105 231H107L108 229H110V227H112V229L115 230V232H117V234H119L120 236L124 235V237H129V239H130L131 238L130 235H132L133 231L136 228H138V226H139L137 220L133 221L134 219L138 218V214L135 212V210H133L128 205L127 201L124 200V198H120V197L117 198V196L114 195L111 192H107V193H108V196L110 198L109 202H111L112 205H111V203H108L107 201H104L103 202L104 204H103L101 201L95 200L94 198L89 197V196H85L84 194L73 195L71 192L76 191L75 190L76 188L74 186H72V185H69L67 180L70 179L69 176L74 177L75 173L73 171L71 172V166H65ZM176 168L177 167L175 166L174 168H172L173 169L172 171L166 172V169H165L164 171L161 172L162 175L164 176L165 183H167L170 186L172 185V187H176V188L177 187H181V188H183L188 193L197 196L203 203H205V205H207L210 208L209 203H207L205 197L200 193L201 190L199 189V186L198 185H197L198 187L196 186V184H195L196 180H194V178L192 179V177H190L191 179L188 178L189 180H187L186 177H184L182 175H179L177 173L178 171L176 170ZM51 171L55 172L54 170H51ZM55 175H56V173H55ZM19 176H20V178H19ZM42 176H43V178H42ZM89 177L92 178L91 176H89ZM241 177H242V179L238 182L241 185L237 184V189L239 187H241V186L242 187H241V189L239 188L238 191L242 190L243 187L248 189L252 185L256 184V181H260V180H258V178H254L252 176H250L249 178L248 177H244V176H241ZM247 179H250V180H247ZM85 180H87V178L86 179L85 178H83V179L82 178L81 179L80 178L79 179L76 178V181H77L78 184H80L81 182H85ZM154 180L157 181L158 179H154ZM245 180H246V183H245ZM247 181H249V182H247ZM157 182H160V180H158ZM51 184H53V185H51ZM246 184H248L249 186L246 185ZM238 185H239V187H238ZM69 188H71V190ZM141 188L142 187H139L137 185L135 186V189L133 191V197L137 198V197H139L137 195H140V194L142 195L144 192L146 193V194L145 193L143 194L145 198H152V196H154V195H151L152 194L151 190H146L145 188L144 189L143 188L141 189ZM65 190L67 191L66 193H64ZM92 190L96 194L103 193V191H101L99 189H96V188H94ZM195 190H197V191L195 192ZM158 191H160V189H158ZM149 192H150V194H149ZM21 194H22V196H21ZM83 195L85 196V199H84ZM157 195H155L154 197H156L157 198L156 200L158 201V203L160 205H162L161 207H164L163 206V204H164L163 202L164 201L166 202L165 197H161L160 195H159L160 196L159 197ZM115 196H116V198H115ZM31 198H32V201H31ZM28 200H29L30 203L28 202ZM116 200L118 202H116ZM113 202H115V203H113ZM141 204L145 208H148L150 206L149 203L146 202V201H141ZM25 205H26V207H25ZM28 205H30V206H28ZM32 205H34L33 206L34 208L32 207ZM117 205H119V206H117ZM29 207H30V209H32L33 216H32V218L27 219V218L24 217V213H25V210L27 208H29ZM253 209H255V208L252 206L251 208L228 210V211H225L223 213L219 212L217 210H214V211H215L216 214L224 215V216H226V215L227 216H233V215H236V214L237 215H242V216H245V214H246V216H249V214H250L249 212L252 211ZM236 210H237V212H236ZM20 211H21V213H20ZM128 212H130V213H128ZM113 213H115L116 215L113 214ZM230 213L232 215H230ZM127 214L131 215V217L128 218ZM135 216H137V217H135ZM61 217H62V219H61ZM29 220L30 221L33 220V222L32 221L30 222ZM52 222H54V223H52ZM50 223L53 224L52 227H51ZM134 226H136V227H134ZM164 229H165V231H164ZM46 233H47V236H48V234H50V235L47 237ZM101 235H102V239H101ZM62 237H63V239H62ZM163 238L165 239V241H167L166 245H165V243L163 241L164 240ZM167 238H169L170 240L169 239L167 240ZM157 242H159V243H157ZM163 243H164V245H163ZM152 245H154V246L152 247ZM159 246L163 247V248H166V249H163V248L156 249ZM185 247L186 246H184L183 249ZM105 248L107 250H105ZM168 248L171 249V250H169ZM29 253H31V254H29ZM137 253H138V255H137ZM16 254H19V255L17 256ZM168 257L171 258V260L168 259ZM20 258H21V261H20ZM22 259H25L26 261L22 260ZM30 259H32V260L29 261ZM140 260H143L144 262H142ZM23 261H25V262H23Z\"/></svg>", "mask_w": 264, "mask_h": 264}]
</instances>
